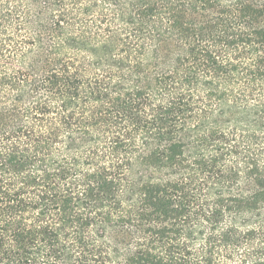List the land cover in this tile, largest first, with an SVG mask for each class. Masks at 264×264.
<instances>
[{"label":"trees","instance_id":"obj_1","mask_svg":"<svg viewBox=\"0 0 264 264\" xmlns=\"http://www.w3.org/2000/svg\"><path fill=\"white\" fill-rule=\"evenodd\" d=\"M0 264H264V0H0Z\"/></svg>","mask_w":264,"mask_h":264}]
</instances>
